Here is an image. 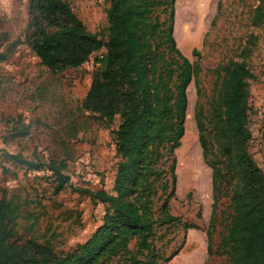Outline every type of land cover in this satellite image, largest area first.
Masks as SVG:
<instances>
[{
  "label": "trees",
  "instance_id": "trees-1",
  "mask_svg": "<svg viewBox=\"0 0 264 264\" xmlns=\"http://www.w3.org/2000/svg\"><path fill=\"white\" fill-rule=\"evenodd\" d=\"M173 3L110 0L107 37L102 38L86 27L67 0H29L27 42L50 73L80 66L93 52L103 50V63L93 70L80 108L107 122L118 115L119 123L110 133L120 158L113 179L116 193L101 187L90 191L94 200L104 203L101 223L70 250L56 251L33 240L16 243L10 202L2 194L0 264H157L178 251L165 255L158 245L157 240L166 236L158 233L160 225L182 224L185 231L197 226L170 208L176 186L174 149L185 132L186 88L192 79L197 96L201 94L199 63L180 50L173 35ZM263 16L260 0L252 21ZM192 54L198 55L196 47ZM6 57L0 51V59ZM253 77L242 60L221 64L209 106L205 109L198 98L194 106L202 157L211 168L206 250L213 253L218 203L226 197L217 253L227 264H264V170L256 160L250 129ZM20 160L30 168L51 169L55 192L69 181L63 161Z\"/></svg>",
  "mask_w": 264,
  "mask_h": 264
},
{
  "label": "rangeland",
  "instance_id": "rangeland-1",
  "mask_svg": "<svg viewBox=\"0 0 264 264\" xmlns=\"http://www.w3.org/2000/svg\"><path fill=\"white\" fill-rule=\"evenodd\" d=\"M67 1L89 30L107 37L110 0ZM187 1L193 14L190 21L183 20ZM259 2L174 0L173 35L180 50L199 63L201 87L198 97L193 79L187 85L193 126L191 134L174 149L176 165L177 150L182 155L183 142L188 143L205 171L207 186L201 189L183 178V184L180 180L179 183L176 175L171 211L197 226L185 231L182 224L160 225L158 233L166 236L157 240L158 245H162L165 255L175 248L178 251L157 264H227L226 257L217 253L226 222V197L218 203L213 253L208 255L206 250L205 229L212 202L211 168L202 157L194 106L198 98L207 109L215 90L217 69L232 59L244 61L254 72L249 85L250 129L256 160L264 170V16L257 23L252 21ZM28 4L29 0H0V51L7 53L6 58L0 59V196L4 194L10 202V225L16 243L33 240L56 251H66L88 238L102 221L104 203L94 200L90 191L101 187L116 193L113 179L120 157L110 130L117 126L119 117L107 122L80 108L93 70L103 63V50L93 52L80 66L50 73L27 42ZM194 47L198 55L192 54ZM17 153L44 163L63 161L69 181L55 192L52 170L44 165L27 167L21 157L11 156ZM168 237H173L172 241L163 245ZM133 243L131 240V247Z\"/></svg>",
  "mask_w": 264,
  "mask_h": 264
},
{
  "label": "bare ground",
  "instance_id": "bare-ground-1",
  "mask_svg": "<svg viewBox=\"0 0 264 264\" xmlns=\"http://www.w3.org/2000/svg\"><path fill=\"white\" fill-rule=\"evenodd\" d=\"M192 1V0H191ZM187 5L185 7L184 13H183V20L185 21H190L193 19V14L191 11V6L190 2H186ZM194 39H191L193 41ZM190 90L187 88V98H188V106L186 110V118H185V132L182 136V140L186 137H188L191 132H192V113L190 109ZM191 144V143H189ZM183 150H185V153L182 155H179V152L177 150V155H178V161L176 165V175H177V180L183 178L185 182L195 184L199 186V188L204 189L207 186V181L205 178V171L203 170L202 166H200L198 158L196 157L195 150L194 148H190L188 146V143L183 142ZM181 181V180H180ZM182 182V181H181ZM180 183V182H179ZM183 184V182H182ZM180 185V184H178ZM185 186V183L184 185Z\"/></svg>",
  "mask_w": 264,
  "mask_h": 264
}]
</instances>
